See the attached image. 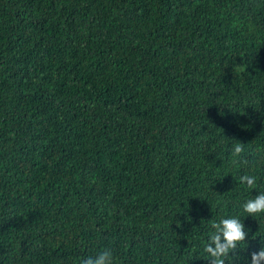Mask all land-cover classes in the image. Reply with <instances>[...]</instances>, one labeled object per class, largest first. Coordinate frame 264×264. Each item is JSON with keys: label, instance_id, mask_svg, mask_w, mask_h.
I'll list each match as a JSON object with an SVG mask.
<instances>
[{"label": "trees", "instance_id": "1", "mask_svg": "<svg viewBox=\"0 0 264 264\" xmlns=\"http://www.w3.org/2000/svg\"><path fill=\"white\" fill-rule=\"evenodd\" d=\"M260 190L264 0H0V264H247Z\"/></svg>", "mask_w": 264, "mask_h": 264}, {"label": "clouds", "instance_id": "2", "mask_svg": "<svg viewBox=\"0 0 264 264\" xmlns=\"http://www.w3.org/2000/svg\"><path fill=\"white\" fill-rule=\"evenodd\" d=\"M243 150L242 144H235V153ZM242 185L253 186L257 184V177L245 172L238 177ZM242 208L247 213H264V190H260L255 195H251L243 201ZM215 230L211 233L210 241L204 245L205 252L211 257H215L214 264H225V258L231 249L238 243L245 249L249 245L248 230L239 215H225L219 220L213 221ZM255 237V236H254ZM214 242V243H213ZM247 264H264V243L259 248L253 249L251 255L245 258ZM79 264H113V254L110 249H103L95 256L87 255L80 259Z\"/></svg>", "mask_w": 264, "mask_h": 264}]
</instances>
